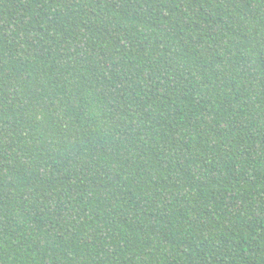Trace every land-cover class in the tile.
<instances>
[{"label": "trees", "instance_id": "16d2710c", "mask_svg": "<svg viewBox=\"0 0 264 264\" xmlns=\"http://www.w3.org/2000/svg\"><path fill=\"white\" fill-rule=\"evenodd\" d=\"M0 264H264V0H0Z\"/></svg>", "mask_w": 264, "mask_h": 264}]
</instances>
